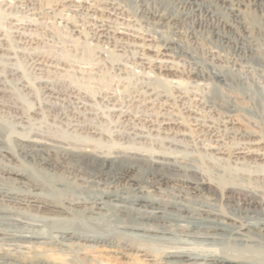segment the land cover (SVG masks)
I'll use <instances>...</instances> for the list:
<instances>
[{
    "label": "bare ground",
    "instance_id": "obj_1",
    "mask_svg": "<svg viewBox=\"0 0 264 264\" xmlns=\"http://www.w3.org/2000/svg\"><path fill=\"white\" fill-rule=\"evenodd\" d=\"M134 2L142 18L152 21L169 34L162 40V36H156L160 38L159 41L157 39L160 44L155 48L152 47L154 35L153 38L152 35L150 38L130 35L134 41H143L139 45L144 50L153 52L155 59L148 61L149 70H175L177 66L171 64L176 65L174 60L179 56L191 59L192 64L194 62L197 67L191 75L198 79V85L207 90L204 96L201 95L203 99L198 100V111L199 108L203 112L209 110V113L218 111L225 117L210 124L200 122L204 118L198 117L200 120L195 125L198 124L199 130L210 138L205 137L209 143H203L204 149L215 159L224 160L228 165L234 164L233 170L241 169L238 167L241 164L246 169L234 176L229 175L232 174L230 170L227 176L218 165L210 164L211 160L206 161L205 157L200 160V155L197 168L191 164L193 158L185 155H150L134 151V148L130 151L128 147L126 152L119 149L106 154L104 149L101 151L90 143L80 147L79 144L75 147L68 143L74 146L68 148L65 147L67 143L62 146L61 141L58 145L54 144L56 139L50 144L39 139L22 143L17 147V153L7 143V146L2 144L5 140H1L3 128L0 127V264H57L51 259L53 253L67 257L71 252L84 249L111 264H264V130L260 128L263 130L259 134L260 139L247 140L243 136L238 138L241 143L230 145L228 139L226 141L227 128L221 129L227 127L229 120L226 118L231 120L239 111L260 118V123L264 124V94L260 91V82L264 81V0ZM107 8L99 10L106 11ZM107 29H101L99 33L101 37L113 39L116 48L118 39L129 35L125 28V32L117 27L119 31L115 29L116 32ZM119 46L117 49H121V44ZM166 82L170 85L172 80ZM222 86L232 89L237 95L235 97L240 99L238 101L245 103L247 108L240 107L225 96ZM164 98L167 100L166 96ZM197 114L203 115L201 112ZM150 128L153 129V126ZM25 140L29 141L28 138ZM198 152L201 154L200 150ZM69 155L73 158L69 159ZM215 159L211 162H217ZM220 165L225 167L221 162ZM233 179L238 183L232 182ZM245 182L249 185H243ZM43 209L54 213L39 215L36 211L32 212ZM79 215L80 219L77 218ZM38 246L50 248L47 250L52 252L51 261L48 256L47 260L43 256L44 259L36 258L33 250ZM248 248L257 255L239 253ZM234 251L238 253H232ZM73 257L65 258V262L62 257V262H57L77 264ZM91 258L83 259L100 263L93 256Z\"/></svg>",
    "mask_w": 264,
    "mask_h": 264
},
{
    "label": "rangeland",
    "instance_id": "obj_2",
    "mask_svg": "<svg viewBox=\"0 0 264 264\" xmlns=\"http://www.w3.org/2000/svg\"><path fill=\"white\" fill-rule=\"evenodd\" d=\"M72 3L80 9L73 8L74 5ZM91 4L95 6L93 9ZM103 7L104 9L108 7L106 10L108 12L103 10V14L102 9L99 10ZM118 7H120V10ZM134 8V0H0V127L3 128L1 140L6 141L2 142V144L5 143L3 145L7 146L8 144V147L10 146L12 151L18 153L16 149L22 143L37 139L44 143H52V140L56 139V143L55 141L53 142L54 144L58 145L61 141L60 144L65 146L64 144L67 143L65 147L68 148H71L72 145L76 147L79 144L78 147H80L90 143L91 146L95 145L98 149L101 148V151L104 149L106 152L103 151L106 154H108L107 151L113 153L114 150V152L119 149V151H123L122 149L125 151L130 148L128 149L130 151L135 149L134 151L137 150L150 155L166 156V154H169L170 156L179 155L178 157L185 155L187 158H193L191 164L197 168L198 164H200L198 162L199 155L200 160H203V157L207 158L206 161L208 159L213 161L216 158L208 155V152L205 151L203 143L208 144L209 141L206 140L210 138L207 134L201 132L198 124L195 125V123H198L199 118H204L199 119L200 122L210 124L212 121L217 122L218 119L221 120L225 117L218 111H211L209 113V110H205L203 112L201 108L198 111V100L203 99L201 95L204 96L207 90L198 85V79L193 74L191 75V73L196 71L197 67L194 62L192 64L191 59L180 58V56L176 57V60H174V62L176 61V65L174 63L171 65L179 67V70L177 68L175 70L150 69L154 70L153 72L149 70L148 61L155 59L153 52L144 50L140 46L143 44L141 43L142 40L135 39L134 41L130 35H136L140 38H150L151 35V38H153L154 35L152 47L155 48L160 44L158 42L160 38L158 37L162 36V40L168 37L169 34L166 30L164 31V29L157 27L158 25L152 21L148 22V19L142 18L136 11V8ZM117 12L120 14H117ZM122 21H124V24ZM118 23L121 24L118 25ZM129 24L131 27H129ZM96 25L97 27H95ZM116 27L122 28L120 29L121 32L126 31L129 34L128 36L123 35V38L118 39L117 48H120L119 45L121 44V49L115 47L116 42L113 39L101 37L99 33L101 29L105 28L109 32L119 31ZM110 28L113 31L109 30ZM123 28H125V31H123ZM129 28L131 29L129 30ZM115 29L116 31H114ZM155 31L159 32L156 33ZM133 42H138V44ZM137 45L139 47H136ZM91 49L92 51H90ZM88 50L90 51L89 53ZM95 52L97 55L94 54ZM143 55L146 56L144 57ZM147 55L150 56L149 59H147ZM140 59L144 61L141 62ZM151 72L152 74L150 75L149 73ZM153 76L157 77L153 79ZM163 78L165 80L168 79L166 81L172 80V82H169L170 85L167 84L168 82L162 81ZM173 82L177 85L176 87L174 84H171ZM260 84V91H263L262 93L264 94V81H261ZM199 86L203 88L204 92L202 88L198 89L200 88ZM248 86L251 88L250 85ZM46 88L51 92V95ZM221 91L240 107L247 108L245 103L238 101L240 99L235 97L236 94L233 93L232 89L229 90L227 87L222 86ZM153 94H156L154 98ZM168 95L170 96L167 98ZM173 95L175 98H173ZM162 96H166L167 100H164L165 98ZM179 97H182L184 101H180ZM174 99L177 100L174 101ZM186 104L191 105V107H188ZM194 110H197L199 113L201 112L203 115H198V112ZM212 115L215 116V119ZM193 117H197V119L194 120ZM130 118L135 121H132ZM226 120H229L227 127H222L221 129L226 130L227 128L225 134L226 141L227 139L229 141H227L228 144L235 145L239 143L238 138L243 136V139L247 140L260 139L261 132L264 130V124L260 123L262 122L260 118L252 114L248 115L244 111H239L231 120L227 118ZM147 123L150 125L148 126ZM158 125L162 126V129ZM85 126L86 128H84ZM152 126L153 129L150 128ZM95 127L97 128L96 131ZM156 128H159L163 133L159 130L154 131ZM260 128L263 130L261 131ZM129 130H132V132L142 130L139 133L143 135H140L138 132L131 133ZM96 133H99V135ZM116 135L120 138H117ZM139 136L142 137L140 138ZM52 137L54 138L52 139ZM27 138L29 141H24ZM58 139L59 141H57ZM230 139L234 142L232 140L231 142ZM16 140L19 142H16ZM68 143L72 145H68ZM14 144L16 146H13ZM74 146L72 147L74 148ZM110 150L112 151L110 152ZM198 150H200L201 154ZM190 154L197 156V158L190 156ZM68 158L72 159L73 157L69 155ZM215 160L217 162L209 161V163L218 165L221 171L225 170L227 176H234L238 171L241 172L246 169V166L241 164L238 167L242 170L237 169L238 171H236L235 169L233 170L234 164L228 165L226 161H220L218 158ZM220 162L225 167H221ZM195 163L197 164L195 165ZM231 165L232 167H230ZM230 170L232 174L228 175ZM40 175H43V173H40ZM233 180L232 182L238 183ZM246 184L248 183L245 182L243 185ZM35 211L39 215H52L54 213L45 209L34 210L32 212L35 213ZM80 217L79 215L77 218L80 219ZM35 248L33 254L37 256L36 258L39 259L40 257L42 259L44 257L46 259L48 256L49 261L53 259V262L57 264L59 260L62 262L63 258L69 259L73 255L75 256L76 253V260L73 258L77 264H94V262H91L92 256L95 260L98 259L100 261L99 264H111L106 259L96 258L97 255L90 254L87 249L82 250V253L76 250V253L75 251L71 252L72 255L70 253L67 257L53 253L51 255L53 258L50 256L52 252L47 250L50 249L49 247L42 248L38 246ZM253 251L248 248V250L245 249L239 253L257 255ZM236 252L238 253V251ZM85 257H90V262L87 259H83ZM66 259L63 261L65 262Z\"/></svg>",
    "mask_w": 264,
    "mask_h": 264
}]
</instances>
